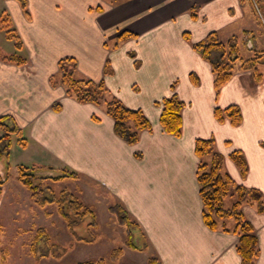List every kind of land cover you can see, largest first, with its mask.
<instances>
[{
    "label": "crops",
    "instance_id": "1",
    "mask_svg": "<svg viewBox=\"0 0 264 264\" xmlns=\"http://www.w3.org/2000/svg\"><path fill=\"white\" fill-rule=\"evenodd\" d=\"M25 2V10L17 0L1 2V12H6L22 43L20 52L6 55L15 53L23 63L0 56V117L14 119L25 147L11 137L0 173L7 168L12 177L3 186L0 209L4 202H16L24 195L14 189L13 200L7 199V183L18 187L12 181L18 166L67 169L85 179L76 187L82 201L100 212L99 230L106 233L113 199L140 231L136 242L143 248L119 247L116 264H149L151 259L158 264H241L237 235L211 230L204 223L194 148L197 139L213 138L215 151L224 159L223 171L235 184L264 195V78L257 80L252 70L236 65L216 93L211 65L193 44L216 32L223 42L237 38L245 60L263 52L264 33L255 38L256 25L246 1ZM124 31L136 37L116 45ZM64 58L75 60L79 78L102 81L108 99L141 110L151 130L141 132L137 143L129 145L115 135L103 105L80 104L61 86L53 87L51 79ZM191 74L197 84L190 80ZM174 93L185 104L180 137L166 134L159 124V103ZM55 103H60L59 111L52 109ZM232 105L239 108L241 123L218 122L215 108ZM234 151L244 156L245 176L230 159ZM20 201L13 208H20ZM241 211L257 237L254 264H264V213L249 205ZM114 247L111 244L108 252Z\"/></svg>",
    "mask_w": 264,
    "mask_h": 264
},
{
    "label": "trees",
    "instance_id": "2",
    "mask_svg": "<svg viewBox=\"0 0 264 264\" xmlns=\"http://www.w3.org/2000/svg\"><path fill=\"white\" fill-rule=\"evenodd\" d=\"M17 1L20 3L22 9L25 10V0ZM245 1L241 0V2ZM24 12L26 13V11ZM1 18L0 30H4L7 38L14 41L16 50H21V40L15 30L11 28L9 18L4 13ZM135 37L136 35L131 32H121L116 38V45ZM185 37L187 38L186 34ZM193 49L204 60L210 63L214 74V89L216 93L231 78L236 65H239L243 70H252L257 80L260 78L257 72V65L264 60V51L257 53L258 56L256 55L251 59L245 60L240 55L237 38L235 37L227 42H223L216 32H211L203 41L193 44ZM7 60L15 62L18 65L23 63L22 58L16 54L11 55ZM190 80L193 84L198 83L197 78L193 74L190 75ZM51 85L53 87L61 86L67 97L74 99L80 104L103 105L106 114L113 120L115 135L129 145L137 143L141 132L151 130V123L141 110L129 109L115 98L108 99V92L102 81L94 82L79 78L76 75V62L73 58H64L59 61L58 75L51 79ZM172 88L174 90V85ZM159 105L161 106L159 117L161 128L168 135L180 137L182 111L185 107L184 102L174 93L172 96L164 98ZM60 108V103H55L52 106V109L55 111H59ZM214 117L218 122L228 120L232 126H238L242 119L241 112L236 105L225 109L215 108ZM94 119L98 120L95 117ZM0 133V160L8 157L12 136L17 137V142L21 148L25 147V139L22 138L21 129L16 125L11 116L0 117ZM214 145L215 141L213 138L197 139L194 148L195 155L199 160L197 180L203 203L202 214L204 223L211 230L220 229L223 232L236 234L238 237L236 250L241 258V264H254L258 255L257 237L250 222L244 218L241 207L244 204L257 203V211L264 213V195L258 189L245 188L235 184L223 171V156L215 151ZM230 159L238 167L241 175L245 176L247 164L243 154L240 151H234L230 154ZM8 177L9 173L6 168L3 175L0 173V196ZM75 178H77V174L67 169H61L58 172H48L47 170L37 168V166L26 165L18 166L16 173V181L30 193L33 203L39 207L56 204L60 216L64 221L69 223V228L71 229L73 227L71 220L74 218L80 221L90 216V221L95 222L94 212L83 203L79 195L66 190L61 191L58 197H55V194L51 192V198L44 197L42 186L46 180L61 182ZM233 196L236 200L229 208H226L225 201ZM109 211L117 217L121 226L127 228L128 240L126 246L139 250L135 245V237L137 235L140 236V231L124 209L117 204L110 206ZM229 221L233 222L231 228L228 226ZM91 226L93 225L89 227ZM94 226H96V223ZM44 237H46L44 230L38 228L36 231L37 243ZM112 254L114 258H118L121 254V249H113ZM79 264L106 263L103 259H100L95 263L87 262ZM149 264H154V261L152 259L149 260Z\"/></svg>",
    "mask_w": 264,
    "mask_h": 264
},
{
    "label": "rangeland",
    "instance_id": "3",
    "mask_svg": "<svg viewBox=\"0 0 264 264\" xmlns=\"http://www.w3.org/2000/svg\"><path fill=\"white\" fill-rule=\"evenodd\" d=\"M2 1L4 0H0V21H2V14H6V12H1L4 9L3 4L1 5ZM246 6L251 11L250 15L255 21L256 29L254 36L255 38H259V35L264 33V27L257 11L259 8L264 21V0H246ZM257 30H259V33ZM14 44L13 40L7 38L6 32L0 30V56L20 52L21 50H16ZM241 50L243 55L245 51L243 48ZM11 55H6V58H9ZM257 71L264 78V60L263 63L257 65ZM5 159L7 160L5 157L0 160V167H5ZM37 168L47 170L48 172H58L61 170L51 167L37 166ZM1 171L4 174L5 168ZM10 175L12 177L11 171ZM13 178L11 180L16 181V175ZM79 181L84 182L85 179L77 175L75 179L61 182L46 180L42 186L43 196L51 198V193H53L55 197H58L61 191L66 190L79 195L81 198L79 187H76ZM17 184L18 187L14 188L15 184L13 182L7 183V199L9 198V201L13 200L10 194H14V189H17L19 193H23L24 195H19L16 199L17 203L18 199L22 200L19 204L20 208H13L16 206V202L11 201V203L4 202L0 209V264H79L87 262L95 263L100 259H103L106 264H116L119 257H113V249L108 252L111 244L115 246V249H120L119 247L129 248L126 246L128 240L127 228L121 226L117 217L109 211L110 206L117 205L115 200L111 199V205L108 207V213L112 217L105 229L107 234L104 233V230H99L101 227L99 220L101 218L98 217L100 215L98 209L96 210L95 206L84 202L94 212L95 222L90 221V216L80 221L73 216L74 219L71 220L73 227L71 229L69 228V223L64 221L60 216L56 204V206L50 204L43 207L35 205L30 193L20 183L17 182ZM235 200L234 196L228 198L225 201V207L229 208ZM244 205L255 206L257 210V203ZM95 223L96 226H94ZM90 225L94 227H89ZM105 226L103 225L102 229ZM38 228L44 230L46 237L41 238L37 243L36 231ZM97 231L100 233L99 235H97ZM141 246L143 248V245ZM152 260L154 264H158L155 259Z\"/></svg>",
    "mask_w": 264,
    "mask_h": 264
},
{
    "label": "water",
    "instance_id": "4",
    "mask_svg": "<svg viewBox=\"0 0 264 264\" xmlns=\"http://www.w3.org/2000/svg\"><path fill=\"white\" fill-rule=\"evenodd\" d=\"M137 239H140V236L137 235V236L135 237V245H136L137 248H139V250H140V249H141V246H139V245L137 244V242H136Z\"/></svg>",
    "mask_w": 264,
    "mask_h": 264
},
{
    "label": "built area",
    "instance_id": "5",
    "mask_svg": "<svg viewBox=\"0 0 264 264\" xmlns=\"http://www.w3.org/2000/svg\"><path fill=\"white\" fill-rule=\"evenodd\" d=\"M258 12V11H257ZM260 15V14H259Z\"/></svg>",
    "mask_w": 264,
    "mask_h": 264
},
{
    "label": "bare ground",
    "instance_id": "6",
    "mask_svg": "<svg viewBox=\"0 0 264 264\" xmlns=\"http://www.w3.org/2000/svg\"><path fill=\"white\" fill-rule=\"evenodd\" d=\"M46 247V246H45Z\"/></svg>",
    "mask_w": 264,
    "mask_h": 264
}]
</instances>
